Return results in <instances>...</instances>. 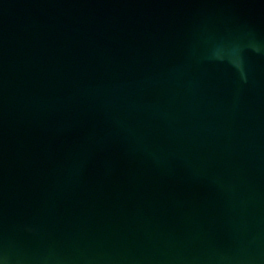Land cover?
Returning <instances> with one entry per match:
<instances>
[{"label": "water", "instance_id": "1", "mask_svg": "<svg viewBox=\"0 0 264 264\" xmlns=\"http://www.w3.org/2000/svg\"><path fill=\"white\" fill-rule=\"evenodd\" d=\"M0 264H264V0H0Z\"/></svg>", "mask_w": 264, "mask_h": 264}]
</instances>
